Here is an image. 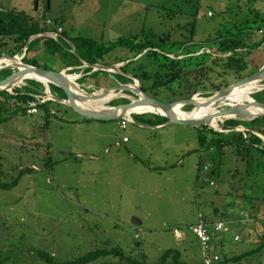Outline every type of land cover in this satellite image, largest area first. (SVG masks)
<instances>
[{
	"label": "rangeland",
	"instance_id": "374dc122",
	"mask_svg": "<svg viewBox=\"0 0 264 264\" xmlns=\"http://www.w3.org/2000/svg\"><path fill=\"white\" fill-rule=\"evenodd\" d=\"M194 5L198 6L195 33L187 47L201 45L204 49L190 55L193 58L205 52L212 54L208 40L214 34L226 33L222 30L228 29L231 20L238 22L245 15L264 19V0H0V8L23 11L37 18L47 33L61 28L69 42L87 37L108 45L119 38L143 39L147 36L144 33H152L166 44L167 36L173 42L181 40L188 36L182 27L194 20L189 15ZM249 8L253 13H248ZM43 14L44 21L40 19ZM260 28L245 33L250 48L264 41V23ZM254 50L247 57L249 67L243 72L245 76L264 66V43ZM23 53V58L34 57L41 65L47 61L51 69L61 67L45 54L42 41L29 53ZM175 53L169 57H186ZM131 56L129 51L117 48L104 62ZM140 56L135 59L138 65L147 63ZM126 63L119 64L120 68ZM135 64L128 70L138 68ZM209 67L205 79L208 91L216 92L215 88L238 81L234 72L222 73L221 65ZM86 69L82 66L65 72L72 88L98 98L113 90L138 100L132 92L137 89L136 81L120 69L116 73H90ZM13 73L15 69L11 70ZM1 76L3 80L9 75ZM31 78L25 76L13 87L23 86L25 79L41 84L47 93L42 100L51 101L47 110L0 114L1 180L12 182L23 170L17 186L9 191L0 190V264H43L39 252L63 262L103 247H120L132 260L150 264L159 261L166 250L174 249L181 253L184 262L200 264L201 250L188 227L195 224L198 213L222 219V215L239 209L241 222L245 221L243 215L248 219L258 215L259 219L246 222L239 230L241 242L232 241V232L224 236L228 240L225 250L219 247L216 251L222 259L220 264H264V257L259 254L239 262L226 260L227 249L242 254L264 243V238L252 243L257 235L255 230H264V202L259 201L264 199L263 157L248 165L247 157L237 154L232 147L225 148L219 156L207 145H200L197 127L171 122L160 126L140 124L153 119L149 115L152 112L123 114L128 120L124 130L120 127L123 118L76 125L72 120L82 115L68 105L52 101L55 96L50 84L48 88L44 85L45 79ZM128 80L131 82L127 83ZM125 85L129 88L123 89ZM107 88L110 91L105 95ZM208 93L211 92L194 97L206 99L211 95ZM124 101L119 97L107 107H119ZM174 107L179 112L193 109ZM88 154L95 159H108L94 162L92 156H85ZM219 159L220 167L214 174L212 169ZM94 171L101 175H94ZM175 231L182 235L181 240H177ZM261 251L264 253V248ZM102 261L118 263L119 258Z\"/></svg>",
	"mask_w": 264,
	"mask_h": 264
},
{
	"label": "trees",
	"instance_id": "16d2710c",
	"mask_svg": "<svg viewBox=\"0 0 264 264\" xmlns=\"http://www.w3.org/2000/svg\"><path fill=\"white\" fill-rule=\"evenodd\" d=\"M249 3L252 4L253 2L249 1ZM197 7V5H194L192 7V12L189 14L194 20L182 27L187 32L188 36H182L181 40L173 42L170 41V39H168L169 36H167L166 41H169V44L162 43L165 42V40L160 41V43L159 40L154 38L152 33H144L143 35L147 36L143 39H139L137 36L119 38L114 42H111L110 45L106 43H98L92 39H88L87 37H76L69 42L67 41L68 39L64 32L57 41L46 37L36 38L30 41L32 37L47 32V30L40 25L41 23L37 20V18H32L23 11H17L14 9L5 10L0 8V58H12L14 56H18L24 52V49L26 50V53H29L42 41L45 54L49 55L53 61H60L61 67H58V70L51 69L48 67L47 61L41 65L34 57L30 59L24 57L22 59L24 64L40 69L59 72L66 68H79L83 65L82 62L90 65H114L127 62L122 68H120L121 73L137 79L141 85V91L147 97L165 103L179 102L189 99L194 95L204 94L205 92H213L212 90L208 91L209 86L205 81L207 74L211 69L209 64L215 66L221 65L222 73L224 74L234 72L238 76L236 79L238 81L236 82H239L240 80L256 73L260 68H258L256 72H249L248 76L243 74V72L249 67L247 57L249 58L250 54L255 51L254 49H256L257 46L262 45L264 41L261 40L259 44L251 45L250 48L246 42L245 33L260 30L261 24L264 23V19L259 18L258 15H254L255 19L245 15L242 19H238V22L237 20H231L228 24V29L222 30L226 31V33H220L217 35L214 34L215 36L213 35L214 37L212 36V38L208 40L207 45L212 50V54L205 52L193 58V56L190 55H195L204 49V46L201 45H193L192 49L187 47L193 42L196 23L195 17L198 12ZM248 13H253V9L249 8ZM42 20H46L45 15ZM256 23H259V25L254 26L253 24ZM117 48L129 51L132 56L123 60L115 59L114 62L108 61L105 63L104 58ZM72 49L74 52H72ZM174 53H180L186 57L181 59L170 58L169 56ZM139 56L140 58L147 60V63H140L138 65L135 59ZM207 59L210 61L206 63L205 60ZM141 61L143 62V60ZM134 62L138 68L136 67L135 69L128 70V67ZM86 71L92 73L93 70L87 68ZM97 72L98 71H95L94 73ZM3 73L8 76L11 74V70L0 71V79L3 78L1 76ZM124 79L127 80L126 78ZM130 82L131 81L128 80L127 83ZM145 83H148V85ZM22 84L23 86H20V84L10 88L9 92H0V114L14 115L18 112L26 114L28 110L31 109V104H35L36 108L44 111L47 110L46 107L51 101L42 100L44 99V96H46L42 85L33 80L26 79L22 82ZM221 89L215 88V91H219ZM50 91L58 99L60 97H58V94H63V97H60V99H65V94L60 88L50 85ZM159 96L165 100L159 99ZM251 97L255 101L264 104V90L252 94ZM124 102L127 103L126 100ZM149 115H151L153 119L141 121L140 124L147 126H160L167 122L164 117L162 118L154 114ZM222 120L223 119L216 120L217 122L215 125L217 128H221L222 130H231L240 125L248 129H253L264 135V117H259L247 122H240L232 119L223 120L222 124L219 125ZM5 121L6 118H4L3 122ZM92 121L95 120L85 118L81 121V123H89ZM197 128L199 129L198 139L200 145H207L209 149L219 153V156L222 155L221 153H223L225 148L232 147L237 154H240L241 156L245 155V157H247L248 165L257 160L258 157L264 158V142L252 133L226 134L217 132L208 126ZM214 165L215 169H212L214 170L212 173L215 174L220 167V159L217 161V165L216 163H214ZM2 175L3 173L0 171V190L9 191L18 185L19 179L23 175V170L19 171L18 177L9 183L1 180ZM261 201L263 202L264 199ZM203 216L208 222L217 220L212 219L207 215ZM220 220L224 221L223 219ZM242 222H254V220L252 219L250 221ZM228 223L232 232V223ZM193 237L196 239L195 236ZM222 238H224V236H222ZM196 241L200 249L199 242L197 239ZM239 242H241V240ZM216 244L217 243L214 244L215 252ZM263 248L264 243L230 259L232 262H239L245 260L246 258L256 257L258 254L261 257H264V253L261 251ZM38 256L42 259L43 264H150L145 261L132 260L130 257L125 255L124 251L120 247H103L95 249L90 251V253L87 252L79 256L78 258L63 262L56 261L53 255L46 252H39ZM222 256L224 258L223 254ZM108 257L119 258V262L106 263L102 261ZM219 259H221L220 256ZM221 260L217 264H220ZM151 264L188 263L182 260L181 253L179 251L168 249L162 254L159 261Z\"/></svg>",
	"mask_w": 264,
	"mask_h": 264
},
{
	"label": "water",
	"instance_id": "95a60500",
	"mask_svg": "<svg viewBox=\"0 0 264 264\" xmlns=\"http://www.w3.org/2000/svg\"><path fill=\"white\" fill-rule=\"evenodd\" d=\"M41 37H49V34L46 33V34L36 35V36L32 37L30 39V41H32L35 38H41ZM24 54L25 53H23V55L21 57L14 56L12 58H3V59H8V60H15L16 58H19L20 62L23 64L24 68H22V69H19L17 67L12 68L11 66H8V65L1 66L0 71L15 69L16 73H13V74L9 75L7 78L0 80V92H2V91L9 92L10 87L14 83L19 81L21 78H24V76L26 74L32 73L34 75L41 77L42 79H45L46 84H44V85H46L47 88H48V84H50V85H54V86L60 88L64 92V94H65L64 100L58 99V98L52 96V101L68 105L74 111H76L80 115H82L84 118L92 119L95 121H105V120H109V119L126 118L123 114L126 113V111L128 109H130L136 105L147 104V105H150L154 108L161 110L163 112V114H159V113H152V114L159 116V117H162V118L164 117L167 120V122L181 124V125H185V126H189V127L209 126L210 128L214 129L217 132H222V133H226V134H232V133L246 134L247 132H249V133H252V134L258 136L264 142V135L260 134L259 132L255 131L253 129H248V128L242 127L240 125L234 129H231V130H222L221 128L215 129V128L210 126V120H211L210 117H206V118H203L200 120H182V119H178L176 117H173L170 113V110L172 109V107L175 105H178V104H181V107L193 106L194 96H192L189 99L179 101V102H174V103L160 102V101H157V100H154V99L147 97L141 91L139 81H138L139 86H138L137 90H134V89L132 90L133 93L137 94L138 100L132 101L131 99H129L128 97L125 96L123 98H124V100L127 101V103H125L124 105H121L119 107H111L108 110H104V111L103 110L102 111H93V110L81 108V107L77 106L76 104H74L73 99H77L79 101H86L89 99L86 98V96L76 94L70 88V84H69V81L67 79V75H65V72L67 70H70L71 68H67V69L59 71V72L40 69V68L31 66V65L24 64L22 62ZM82 64L85 68L92 69L93 71H101V72H105V73H116V70H119L121 67L119 64L118 65L117 64H114V65H103V64L90 65V64H86L84 62H82ZM119 73H120V71H119ZM126 76L133 81H137V79H134L131 76H128V75H126ZM253 80L264 81V66H262L256 73L244 78L243 80H240L239 82H236L235 84H232V85H230L226 88H223L219 91L208 93L211 95H210V97H208L206 99H208V100L213 99L211 101V103L215 102V101L223 98L226 95L227 91L230 90L233 86H236V85L239 86V85L245 84V83H247L249 81H253ZM122 87H123V89H126L128 86L125 85ZM262 87L264 88V84L262 85ZM104 91H105L104 93L106 95L107 92L110 91V88H107ZM260 91H262V90H260ZM44 93H46L45 90H44ZM139 93L142 94L144 98H140L138 95ZM255 93H257V92H255ZM255 93H253V94H255ZM86 95H88L90 97L93 96V94H91V95L86 94ZM115 99H117V98H114V99L107 101L105 103V105L109 104L111 101H113ZM251 100H252L251 102H246L244 104H233L232 105V104L228 103V105H232V106H228L229 108H226V109L218 110L217 111L218 114L216 117L230 116L229 118H225L223 120L232 119V120H236V121H240V122L252 121L256 118L264 117V104L255 101L252 97H251ZM135 103H137V104L134 105ZM254 106L260 107V112H257V113L250 112L249 108L254 107ZM222 122L223 121H221V123Z\"/></svg>",
	"mask_w": 264,
	"mask_h": 264
},
{
	"label": "bare ground",
	"instance_id": "6f19581e",
	"mask_svg": "<svg viewBox=\"0 0 264 264\" xmlns=\"http://www.w3.org/2000/svg\"><path fill=\"white\" fill-rule=\"evenodd\" d=\"M3 65H8V66H11L12 68H15V67H17L19 69L24 68V66L20 62L19 58H16L15 60H8V59L1 58L0 59V67ZM25 76H31L32 78H34L36 80H41V81L44 80L41 77L34 75L32 73H28ZM16 83H14L11 87H13ZM136 83H137V88H138V86H139L138 81H136ZM262 85H263L262 81L253 80V81H249V82L242 84V85H239V86L238 85L233 86L230 90L227 91L226 95L223 98H221L215 102H212V103H211V101L213 99H211V100L204 99V98L198 99L197 97H194L193 109L191 111L179 112L173 106L172 109L170 110V113L173 117H176V118L182 119V120H200V119H203L206 117H210V119H211L210 120V126L215 127L214 124H211L212 121H215L218 119H225V118L230 117V116L216 117L218 114L217 111L221 108V106L228 105L225 103L242 104V103H246V102H251L252 101L251 100V94L258 92L260 90H263L264 88L262 87ZM70 88L76 94L86 96V98L89 99L86 101H79L77 99H73L74 104H76L77 106H79L81 108L93 110V111L108 110L109 108L107 107V105H105V103L111 99H114V98L126 96L129 99H131L132 101L135 100L131 96H128V95H125L122 93H118V94L114 93L113 90L111 91V93L109 95L104 96L102 98H98L95 96L90 97L84 93H81L79 90L72 88L71 86H70ZM138 95L140 98H144L142 94L139 93ZM136 104L137 103H135L134 105H136ZM175 106H181V104H178ZM249 111L252 113L260 112V107H258V106L251 107V108H249ZM131 112H135V113L152 112V113L163 114V112L161 110L154 108V107L147 105V104L136 105V106H133L132 108H130L126 111V113H131Z\"/></svg>",
	"mask_w": 264,
	"mask_h": 264
},
{
	"label": "built area",
	"instance_id": "2783aa9c",
	"mask_svg": "<svg viewBox=\"0 0 264 264\" xmlns=\"http://www.w3.org/2000/svg\"><path fill=\"white\" fill-rule=\"evenodd\" d=\"M211 15V13H209ZM44 17V14L40 16V19ZM50 23V21H48ZM63 32V29L59 28L58 31H53L48 33L49 38H52L54 40H57V38H60L61 33ZM29 114H35L37 113V108L35 107V104H31V109L28 110ZM128 120L126 118H123L120 123V127L124 130L126 128ZM126 141V139H124ZM208 167L205 166L204 170H207ZM213 184V183H212ZM211 184V185H212ZM245 221L250 220H258V215H255L252 217V219L244 218V215L242 216ZM264 221V216L261 218ZM189 232L196 237V239L199 242L200 249H201V257H202V263L203 264H217L221 259H219V256L214 251L215 247L214 244L222 238V236H225L227 234H230L231 229L229 226V223L226 221H222L220 219L208 222L204 218V216L201 213H198L196 217V222L194 225L188 227ZM175 236L177 240H181L182 235L179 232L175 231ZM234 241L239 242L240 237L234 236Z\"/></svg>",
	"mask_w": 264,
	"mask_h": 264
},
{
	"label": "crops",
	"instance_id": "0c3cea01",
	"mask_svg": "<svg viewBox=\"0 0 264 264\" xmlns=\"http://www.w3.org/2000/svg\"><path fill=\"white\" fill-rule=\"evenodd\" d=\"M59 38H57V40H58ZM54 40V39H53ZM57 40H55V41H57ZM72 52H74V50L72 51ZM56 61V60H55ZM58 61V60H57ZM59 62V64L61 63L60 61H58ZM59 67V66H58ZM67 69V68H66ZM72 69V68H71ZM63 70H65V69H63ZM83 119H85L83 116L81 117V118H79V119H73L72 121L74 122V123H76V125H80L81 124V121L83 120ZM125 143H127V142H125ZM85 152H89V151H85ZM78 156H81V155H78ZM77 156V157H78ZM85 156H92L91 157V161H94V162H98V161H104L105 159H108L107 158V156H104V157H101V158H99V157H96V159L94 158V156L93 155H85ZM98 160V161H97ZM100 172H96V171H94V175H96V176H98V175H101V174H99ZM114 173V170H111V174H113ZM262 201L260 200V203H261ZM264 202V201H263ZM259 208V207H258ZM255 209V208H254ZM257 209V208H256ZM240 211H235V212H232V211H230L229 213H228V215H222V219L223 220H226V221H229V222H231L232 223V226H233V230H232V234H233V238H234V236H240V231H241V228L244 226V225H246L245 223H243V222H241L240 220H239V218H238V215H239V213L240 212H242L241 211V209H239ZM208 217H210V218H213V217H211L210 215H207ZM254 223V222H253ZM240 230V231H239ZM260 230V229H259ZM259 230H255V233H257V235H256V238L254 237V238H252V243L253 244H255V243H259L260 241H259V238H262V237H264V230L262 231V232H258ZM247 233H250V231L249 230H245ZM188 232H189V230H188ZM190 233V232H189ZM232 241H234V239L232 240ZM242 241V240H241ZM227 242H228V240L226 239V237H224V238H222L221 240H219L218 242H216L217 244H216V251H217V248H219V247H222V251H224L225 250V246H226V244H227ZM255 248V247H254ZM253 248V249H254ZM252 250V249H251ZM242 253H244V252H242ZM222 254H223V252H222ZM226 254L228 255V257L226 258V259H228V260H231L230 258H233V257H235V256H238L239 254H237V253H234L233 252V250L232 249H227L226 250ZM241 254V253H240ZM232 255V256H231ZM190 258L191 257V255H189V256H186V258ZM203 260V259H202ZM202 260H201V263L200 264H202Z\"/></svg>",
	"mask_w": 264,
	"mask_h": 264
},
{
	"label": "clouds",
	"instance_id": "9594fccd",
	"mask_svg": "<svg viewBox=\"0 0 264 264\" xmlns=\"http://www.w3.org/2000/svg\"><path fill=\"white\" fill-rule=\"evenodd\" d=\"M52 32V31H51ZM47 33V32H46ZM46 33H43V34H46ZM50 33V32H49ZM63 33V32H62ZM62 33H61V35H62ZM46 38H49V37H46ZM24 52H26V50L24 49ZM83 66V65H82ZM81 66V67H82ZM72 69H74V68H72ZM27 80V79H26Z\"/></svg>",
	"mask_w": 264,
	"mask_h": 264
}]
</instances>
